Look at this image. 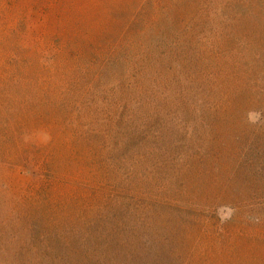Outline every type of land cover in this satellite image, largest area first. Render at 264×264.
<instances>
[{"label": "rangeland", "instance_id": "1", "mask_svg": "<svg viewBox=\"0 0 264 264\" xmlns=\"http://www.w3.org/2000/svg\"><path fill=\"white\" fill-rule=\"evenodd\" d=\"M0 264H264V0H0Z\"/></svg>", "mask_w": 264, "mask_h": 264}]
</instances>
